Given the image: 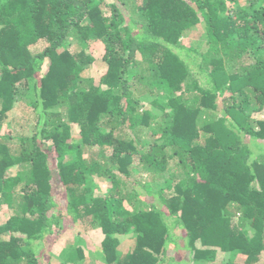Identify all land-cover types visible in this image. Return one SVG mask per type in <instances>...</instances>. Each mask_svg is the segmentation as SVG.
<instances>
[{"label": "trees", "instance_id": "obj_1", "mask_svg": "<svg viewBox=\"0 0 264 264\" xmlns=\"http://www.w3.org/2000/svg\"><path fill=\"white\" fill-rule=\"evenodd\" d=\"M240 2L0 0V120L21 87L37 113L18 147L0 135V203L13 211L0 224V264H41L35 242L67 217L101 228L109 264H170L182 248L192 260L216 250L245 257L224 264L262 259L264 157L252 144L264 140V118L253 119L264 111V0ZM201 23L208 54L182 39ZM92 44L107 67L97 82L83 76L97 60ZM138 65L155 69L147 83ZM143 90L157 95L151 109ZM94 149L101 160L88 157ZM136 160L165 179L135 180L144 192L133 195L154 201L132 210ZM95 174L111 180L108 194H95ZM132 232L133 249L120 254L118 236Z\"/></svg>", "mask_w": 264, "mask_h": 264}, {"label": "rangeland", "instance_id": "obj_2", "mask_svg": "<svg viewBox=\"0 0 264 264\" xmlns=\"http://www.w3.org/2000/svg\"><path fill=\"white\" fill-rule=\"evenodd\" d=\"M241 0V5L243 7L259 6L263 4V0ZM183 42L188 45L195 47L199 51L208 54L209 46L207 44V36L205 24L201 23L197 26L190 28L185 31L183 34ZM72 48L77 47L78 41L73 40ZM45 43H41L37 50L43 48ZM94 46V53L96 54L97 60L83 72V76L87 79H93L94 81H99L104 73L106 72V65L102 61L103 48L102 46ZM90 45V47H92ZM142 59L140 58V62ZM228 61V68L233 70L237 69L241 64V61ZM143 63V62H142ZM236 65V66H235ZM235 66V67H234ZM47 70V62H45L41 68V73H44ZM232 70V69H231ZM134 71L138 76L143 75L147 78L144 81L142 78L137 80L147 83L152 79L155 69L149 70L146 66L136 67ZM133 71V72H134ZM40 73V75H41ZM135 73V74H136ZM144 95H142V104L145 108L151 109L152 101L156 98L157 95L147 94L146 90H143ZM35 99V95L27 87H21L17 96L16 103L12 109L6 113V117L3 120H0V135L3 137L8 135L11 137L9 140L10 146L12 148L18 147L19 137L21 135H31L34 132L33 127L36 124L37 113L32 105V101ZM255 118H264V111L253 116ZM139 130H136V134ZM72 137L74 140H80L79 126L73 125L71 129ZM253 149L257 153L256 157H264V140H256L252 144ZM98 149H94L88 152V157H96L100 159L101 156H98ZM101 160V159H100ZM136 167L133 169V176L129 180V187H127L126 192L132 194L130 200H127V206L132 209H144L147 207L146 202L154 201V198L146 194H142L143 198L138 199L133 195V187L136 186L140 191V194L144 192V188L140 187L135 183V180L140 181L142 184L151 183L152 186H157V184L163 183L165 175L160 172H156L150 166H145L136 160ZM19 170L18 166H13L9 171L13 174ZM93 182L95 183L94 192L97 195H106L109 192L110 187L112 186L111 180L105 177H100L95 174L93 177ZM61 188H58L57 195L59 201L62 205L65 204L63 199V191ZM57 197V198H58ZM164 209L167 208L164 207ZM13 211L7 204L0 203V224L5 222L11 215ZM248 223V222H246ZM249 224V223H248ZM246 225V228L249 230V225ZM251 234L253 232L250 230ZM175 234H182V230L176 228L174 230ZM119 246L118 250L120 254L128 252L133 249V246L136 241V233H130L127 235L118 236ZM186 239V238H185ZM104 240V235L101 228L90 223L89 220L83 221H73L69 217L65 218L61 225L55 228V231L51 234H46L44 238L39 239L35 242L37 255L40 259L41 264H109L107 259L102 253V242ZM186 240H181V244L184 245ZM80 249L78 252L77 250ZM174 259L171 260L170 264H224L229 260L235 261L237 263H244L245 257L239 254L238 252L225 253L219 250L215 251V257L211 261L206 260H192L191 252L188 249L182 248L179 253L174 252ZM262 259L256 264H264V254Z\"/></svg>", "mask_w": 264, "mask_h": 264}]
</instances>
